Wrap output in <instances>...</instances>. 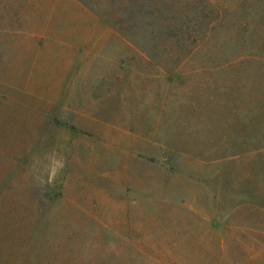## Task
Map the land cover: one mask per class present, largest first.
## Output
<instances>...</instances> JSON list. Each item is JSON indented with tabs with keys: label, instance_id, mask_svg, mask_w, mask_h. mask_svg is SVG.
I'll use <instances>...</instances> for the list:
<instances>
[{
	"label": "rangeland",
	"instance_id": "1",
	"mask_svg": "<svg viewBox=\"0 0 264 264\" xmlns=\"http://www.w3.org/2000/svg\"><path fill=\"white\" fill-rule=\"evenodd\" d=\"M41 6L125 37L116 102L28 68ZM0 264H264V0H0Z\"/></svg>",
	"mask_w": 264,
	"mask_h": 264
},
{
	"label": "crops",
	"instance_id": "2",
	"mask_svg": "<svg viewBox=\"0 0 264 264\" xmlns=\"http://www.w3.org/2000/svg\"><path fill=\"white\" fill-rule=\"evenodd\" d=\"M40 15L45 16L44 21L40 25L32 24L29 26L32 32L24 33L26 44L28 41L34 43L28 68L40 71L48 80L46 84L65 87V92L71 87L74 93L85 95L90 85L111 86V92L107 93L116 102V68L126 63L116 52V46L128 48L125 37L94 15L96 29L83 28L89 15L85 19L79 17L75 22L71 17L59 22L50 21L49 10L44 6H41ZM73 25L77 28H72ZM98 100H104V97Z\"/></svg>",
	"mask_w": 264,
	"mask_h": 264
},
{
	"label": "clouds",
	"instance_id": "3",
	"mask_svg": "<svg viewBox=\"0 0 264 264\" xmlns=\"http://www.w3.org/2000/svg\"><path fill=\"white\" fill-rule=\"evenodd\" d=\"M64 163L65 162L63 159L55 160L52 163L51 171L49 174V182H51L52 179L58 174V172L64 167Z\"/></svg>",
	"mask_w": 264,
	"mask_h": 264
}]
</instances>
